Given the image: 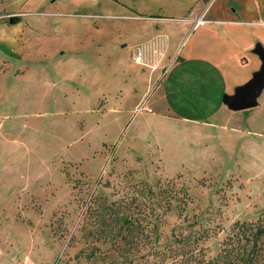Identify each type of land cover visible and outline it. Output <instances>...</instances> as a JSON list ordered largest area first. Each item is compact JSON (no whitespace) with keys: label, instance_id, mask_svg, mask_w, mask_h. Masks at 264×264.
<instances>
[{"label":"rangeland","instance_id":"rangeland-1","mask_svg":"<svg viewBox=\"0 0 264 264\" xmlns=\"http://www.w3.org/2000/svg\"><path fill=\"white\" fill-rule=\"evenodd\" d=\"M118 2L41 0L30 5L0 0V23L8 12L20 11L23 30L31 35H25L22 54L0 47L10 71H20V79L7 72L0 75V264H88L82 253L75 255L83 246L77 228L88 198H113L135 179H170L187 187L189 200L182 212L172 208L163 215L157 248L173 232L189 234L197 237L189 248L200 247L204 258L212 257L234 220L264 217L263 91L258 106L225 112L250 134L240 141H209L207 146H216L221 160L200 161L194 132L177 115L161 116L145 99L134 108L122 101L117 109H102L103 97L95 88L84 94L76 89L62 92L50 55L24 57L31 52L29 43L46 39L45 33L53 45L67 43L71 48L81 39L90 42L97 27L119 23ZM30 27L35 29L30 32ZM49 27L69 33L60 38ZM102 68L73 66L76 75L96 79V85ZM72 97L82 103H73ZM223 147H234L232 159L224 158L228 149ZM34 151L49 157L38 162L30 155ZM109 154L105 171L97 177ZM258 264H264V248Z\"/></svg>","mask_w":264,"mask_h":264},{"label":"crops","instance_id":"crops-1","mask_svg":"<svg viewBox=\"0 0 264 264\" xmlns=\"http://www.w3.org/2000/svg\"><path fill=\"white\" fill-rule=\"evenodd\" d=\"M22 1L35 5L41 0ZM118 1L119 23L97 27L96 38L92 36L90 42L81 39L71 45L74 48L66 47L67 43L53 45L47 42L45 33L46 39H29L31 52L24 57L50 55L58 66L53 75L62 92L76 89L84 94L95 88L103 97L102 109H117L122 101L134 108L145 99L146 105L153 106L161 116L177 115L194 132L200 145L197 158L221 160L216 146H207L209 141H240L250 134L241 123L230 122L232 114L225 112L258 106V96L264 92L263 85L255 103L245 108H231L224 100L261 66L258 51L264 50V0ZM19 12H8L5 22L0 23V47L14 54L23 53V41L29 35L23 30ZM196 17L203 21L194 24ZM49 28L60 38L69 33L60 27ZM33 29L30 27V32ZM1 52L0 75L7 72L20 79V71L11 72ZM96 64H103V72L95 76L97 85L96 79L74 73V65L83 69ZM163 65L166 68L160 75ZM71 101L82 103L75 97ZM234 147H223L228 149L225 159H232L229 153ZM30 155L38 162L49 157L37 151Z\"/></svg>","mask_w":264,"mask_h":264},{"label":"trees","instance_id":"trees-1","mask_svg":"<svg viewBox=\"0 0 264 264\" xmlns=\"http://www.w3.org/2000/svg\"><path fill=\"white\" fill-rule=\"evenodd\" d=\"M189 200L187 187L170 179L149 183L128 181L113 198L91 195L78 225L88 264H258L264 248V217L234 220L221 239L218 252L200 254L197 237L171 233L162 248L155 247L163 215L172 208L180 214ZM186 245L189 249L186 248ZM185 254V255H184Z\"/></svg>","mask_w":264,"mask_h":264},{"label":"water","instance_id":"water-1","mask_svg":"<svg viewBox=\"0 0 264 264\" xmlns=\"http://www.w3.org/2000/svg\"><path fill=\"white\" fill-rule=\"evenodd\" d=\"M261 66L254 71L252 76L234 88L232 94L225 95L224 100L228 106L234 109L245 108L255 103V96L264 85V50L258 51Z\"/></svg>","mask_w":264,"mask_h":264},{"label":"built area","instance_id":"built-area-1","mask_svg":"<svg viewBox=\"0 0 264 264\" xmlns=\"http://www.w3.org/2000/svg\"><path fill=\"white\" fill-rule=\"evenodd\" d=\"M8 15V14H7ZM203 19L202 18H198L196 17L195 18V21H194V24L198 23V22H202ZM262 23L264 24V21H262ZM138 56H135V59H137ZM110 154L106 156V158L104 159V162H103V165L100 167L98 173H97V177H100L102 175V173L105 171V167L110 159Z\"/></svg>","mask_w":264,"mask_h":264}]
</instances>
